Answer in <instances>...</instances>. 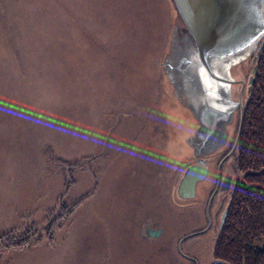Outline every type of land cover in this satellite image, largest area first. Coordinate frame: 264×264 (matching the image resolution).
Returning <instances> with one entry per match:
<instances>
[{"label":"rangeland","instance_id":"374dc122","mask_svg":"<svg viewBox=\"0 0 264 264\" xmlns=\"http://www.w3.org/2000/svg\"><path fill=\"white\" fill-rule=\"evenodd\" d=\"M168 1L66 0L87 35H74L69 63H59L41 42L43 6L24 15L25 0H0V264H120V201L139 183L142 162L161 149L178 161L175 168L192 157L187 140L198 125L164 70L177 23ZM65 64L79 78L92 76L81 78L89 95L56 94ZM255 64L250 58L231 70L239 82L231 85L233 100L244 107ZM67 154L91 157L74 171V183L53 162ZM228 162L235 171L234 157Z\"/></svg>","mask_w":264,"mask_h":264},{"label":"water","instance_id":"95a60500","mask_svg":"<svg viewBox=\"0 0 264 264\" xmlns=\"http://www.w3.org/2000/svg\"><path fill=\"white\" fill-rule=\"evenodd\" d=\"M169 1L177 23L171 34L164 70L176 98L198 125L187 140L196 159L188 163L190 166L177 189L181 199H194L197 184L205 179L209 170L202 157L223 145L226 125L233 119L235 107H239L241 116L231 153L238 144L245 110L241 100L231 99V85L238 83L232 78L231 70L233 65L250 58L256 61L248 82L250 93L264 49V0ZM224 67L229 78L223 76ZM226 107L234 108L227 110ZM256 174L259 173L245 172L241 180ZM229 210L228 205L221 215L220 230Z\"/></svg>","mask_w":264,"mask_h":264},{"label":"flooded vegetation","instance_id":"af4514ba","mask_svg":"<svg viewBox=\"0 0 264 264\" xmlns=\"http://www.w3.org/2000/svg\"><path fill=\"white\" fill-rule=\"evenodd\" d=\"M238 110L239 107H236L233 119L226 125L227 137L223 145L215 152L202 157L209 170L205 179L197 184L194 199H181L177 189L183 174L190 166L188 163L196 159L194 149L191 152L192 157L184 160L176 168L175 157H167L162 149L152 152L150 158L142 162L141 170L137 172L139 178L133 179L139 183L127 189V195L120 201L119 246L122 257L120 264L219 262L213 253L221 232L217 223L218 213L222 206L226 205V208L230 205V201L224 203L237 183L245 185L247 179L242 181L243 172L237 167L234 171L228 162L234 156L235 150L232 153L231 150L236 140V137L233 140L229 129L235 125V129L238 130L240 123L239 121L235 123ZM173 186L176 193L172 189ZM199 193L200 200L187 208L185 202L196 200ZM230 198L232 199V194ZM170 204L174 205L173 212L170 211Z\"/></svg>","mask_w":264,"mask_h":264},{"label":"trees","instance_id":"16d2710c","mask_svg":"<svg viewBox=\"0 0 264 264\" xmlns=\"http://www.w3.org/2000/svg\"><path fill=\"white\" fill-rule=\"evenodd\" d=\"M7 1L8 4L15 2V0ZM25 3L26 6L22 8L24 15L29 14L26 7L30 11L35 5L43 6L45 17L40 20L39 28L43 47L48 46L51 49L48 52L53 53L54 61L57 59L59 63H69L65 60L67 57L71 58V48L77 44L73 42L74 35L81 37L87 35V30L80 19H76L72 14L66 0H25ZM95 43H99V40ZM44 54L45 61L50 60L45 52ZM260 55L255 82L244 108L241 135L233 156L239 171L243 173L254 171L259 174L249 175L245 185L238 182L232 193L227 221L219 234L213 252L219 262L226 264H264V49ZM65 68L64 79L59 93L56 94L71 96V94L87 95L88 93L89 95V88L82 83L81 78L91 80L89 77L92 76L87 77L84 73L79 78L73 74L71 64H65ZM44 95L48 103L51 99L49 96L54 93L49 91ZM42 102L46 104L43 100ZM80 107L86 108L82 104ZM87 108L90 110L91 105H87ZM51 132L53 137L49 141L52 143L51 146H55L57 143L55 138L58 136L54 130ZM48 149L49 145H46L43 150L47 155L52 148ZM90 158L78 154L77 159H73L67 154L53 158V162L61 168L65 182H69V174H71V181L74 183L72 179L74 171H81L83 167L88 166ZM59 207L64 213L70 205L65 200ZM11 238L10 235L4 240Z\"/></svg>","mask_w":264,"mask_h":264},{"label":"bare ground","instance_id":"6f19581e","mask_svg":"<svg viewBox=\"0 0 264 264\" xmlns=\"http://www.w3.org/2000/svg\"><path fill=\"white\" fill-rule=\"evenodd\" d=\"M233 66H234V65H233ZM223 73H224V74H223L224 77L227 78V76H228V78H229V75H227V67H224V69H223ZM223 84H226V83H223ZM223 84H222V85H223ZM226 86H227V85H225V87H226ZM230 95H231V99L233 100L232 92H231ZM233 101H236V100H233ZM226 108H227V110H229L230 108H231V110H232L234 107H226ZM235 109H236V107L233 109V111H234L233 114L235 113Z\"/></svg>","mask_w":264,"mask_h":264}]
</instances>
